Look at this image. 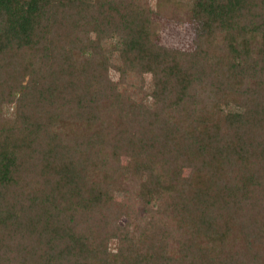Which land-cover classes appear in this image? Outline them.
Masks as SVG:
<instances>
[{
    "label": "trees",
    "instance_id": "1",
    "mask_svg": "<svg viewBox=\"0 0 264 264\" xmlns=\"http://www.w3.org/2000/svg\"><path fill=\"white\" fill-rule=\"evenodd\" d=\"M208 2L182 50L142 0H0V264H264V0Z\"/></svg>",
    "mask_w": 264,
    "mask_h": 264
},
{
    "label": "rangeland",
    "instance_id": "2",
    "mask_svg": "<svg viewBox=\"0 0 264 264\" xmlns=\"http://www.w3.org/2000/svg\"><path fill=\"white\" fill-rule=\"evenodd\" d=\"M153 11V32L154 40L159 44L166 45L168 47L179 48L182 50H192L195 46V39L197 30L199 28L198 15L200 11L201 1L203 7L208 5V0H142ZM216 2H212L211 5H215ZM53 49L60 52L61 49L57 46H53ZM119 61L116 55L113 56L112 62L116 64ZM108 76L111 80L117 81L119 79V72L114 67H109ZM144 86L149 89L151 86L152 75L145 73ZM129 82H134L135 76L128 77ZM143 87V88H145ZM122 89H132L126 82L121 83ZM139 96V95H137ZM12 109H5V114H11ZM128 113H126V116ZM122 163L126 165L127 171L125 172L122 186L125 189V193L132 195L135 202H137L139 209L141 210L140 186L145 177L138 176L133 163L128 157H121ZM189 168L183 169V174L187 175ZM117 199H122L124 192L118 190L115 192ZM121 223H126V219L123 217L120 220ZM140 225V221L137 218L129 221V230L133 232ZM110 248L115 247V240L109 241Z\"/></svg>",
    "mask_w": 264,
    "mask_h": 264
}]
</instances>
